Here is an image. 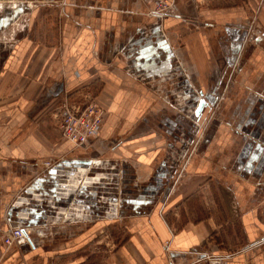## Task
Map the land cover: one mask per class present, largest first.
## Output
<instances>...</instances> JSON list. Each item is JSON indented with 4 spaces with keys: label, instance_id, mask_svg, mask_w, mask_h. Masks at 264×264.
Here are the masks:
<instances>
[{
    "label": "crops",
    "instance_id": "obj_1",
    "mask_svg": "<svg viewBox=\"0 0 264 264\" xmlns=\"http://www.w3.org/2000/svg\"><path fill=\"white\" fill-rule=\"evenodd\" d=\"M32 1L52 3L60 34L25 27L0 46V264H264V0L201 11L174 0L161 20L148 16V0H20L23 12L1 33ZM167 80L174 103L154 91ZM92 81L104 85L108 117L100 138L77 146L49 113ZM197 99L207 104L193 134ZM181 145L193 153L179 155ZM58 158V182L77 171L97 182L66 195L61 183L47 197L44 173ZM77 208L86 218L77 234L37 238ZM122 221L125 239L91 242ZM16 226L32 243L6 248Z\"/></svg>",
    "mask_w": 264,
    "mask_h": 264
},
{
    "label": "rangeland",
    "instance_id": "obj_2",
    "mask_svg": "<svg viewBox=\"0 0 264 264\" xmlns=\"http://www.w3.org/2000/svg\"><path fill=\"white\" fill-rule=\"evenodd\" d=\"M20 0H13L12 4L5 1V2H0V9H2V7H4L2 10V14L0 13V16L3 15V12L5 11L6 13H14L15 9H17L18 7H20L21 2H19ZM197 1V8L199 11L201 10H208L211 9V7L214 5V1L215 0H196ZM243 2L245 0H242ZM33 2V1H32ZM12 5H14V7H12ZM33 10L31 8V10H28L29 14L27 16H25L24 18L22 17L21 21H19L13 29L5 32V33H1L0 31V46L2 47V43H10L9 45H13L14 41L12 39L18 38L17 35H21V33L19 31H21L22 29H24L26 27V29L28 30V33L31 36L34 35H38V38L40 37V35L42 33H52L54 35V33L57 31V35L58 33L60 34V25L59 22L60 21H56V11L52 10L53 8H51L52 3L50 2H46L45 4H41V3H37V2H33L32 4ZM10 6L12 8H10ZM153 7V5H152ZM250 12H253V9H250ZM150 11L148 12V16ZM21 15V13H20ZM13 22V21H11ZM5 47V45H4ZM174 80H167L162 82L161 84H157L154 91L158 92L162 97L168 99L171 101V103H174V98L171 95L172 90L175 88L174 85ZM181 82V81H180ZM103 88L104 85L103 83L99 84L96 83L95 81L92 82H87L86 84L82 85L81 87L77 88V89H72L67 91L58 101V103L55 105V107H53L50 111V116H52L56 122L57 125V129L59 131V135L61 140L63 141H71L67 136L64 135V128H63V124L65 123V118H62L61 116L64 115L63 112L68 109L69 111H72L74 108H80L81 111L85 110L87 108H94L97 110H99V112L101 113V117H102V131H101V136L103 134V129H104V124L106 121V118L108 117V108L107 106H105V101L102 99V94H103ZM158 95V94H157ZM159 95V96H160ZM188 99V98H186ZM195 112V106L192 109V113H187V115H189V119H190V124L191 125V133L193 134H197V117L194 114ZM190 133V134H191ZM72 142V141H71ZM183 142L185 144L188 143V133L185 134V137L183 139ZM76 144V143H75ZM193 143H189L187 145H191ZM197 144V143H196ZM77 145V144H76ZM79 146V145H77ZM181 150L178 151L179 155L184 156L185 153H189V156L191 153L193 152H189L188 148L189 147H183L181 145ZM186 149V152H185ZM197 149V148H196ZM188 150V152H187ZM177 154V156H179ZM187 156V154L185 155ZM179 158V157H178ZM61 158L56 159L57 162H53V164H51L50 166H48L49 168L46 170V172L44 173V177H46L49 180H53L52 179V169L56 168L57 164L61 163L64 164V159L63 160H59ZM183 159V158H182ZM180 157V160H182ZM50 160H46L44 162L45 165L50 164ZM174 165H176V163H178L177 161H174ZM172 172V171H171ZM56 173V179L58 178V172L55 171ZM181 175V174H180ZM178 177V176H177ZM98 177H93V176H88L85 175L84 172L82 171H77L75 173V175L73 176V178L70 180V182L63 180L61 181L62 183V188L60 189L63 190L62 192H66V194L70 193H78V191H80L81 187H89L90 185H92L93 183L97 182ZM183 179V178H182ZM182 179L180 181H182ZM53 187V186H52ZM113 186L111 185H106L105 186V192L108 195L109 193H111L113 190ZM121 189V193L126 192V190H131L133 189L132 187L123 185L120 187ZM125 190V191H124ZM131 193V191H130ZM59 195L62 196V193ZM50 195L48 194L47 197H49ZM18 198L15 200L17 201ZM70 207L74 208V205H71ZM47 211H50V208L47 207ZM76 208V207H75ZM66 213V214H65ZM63 214V216L59 219L62 223H60V225L56 228H47L44 229L42 231H39L36 235L37 238L40 239H47V241H49L50 239H58V240H64L66 238L72 237L73 235L77 234L81 229H83L85 227V224L83 223V221H86V218L83 214H81V211L79 208L75 209H67L66 212ZM59 221V222H60ZM120 224L116 225V224H112L111 226L105 228V232L104 233H100L99 236H97L96 238H94L91 242H97L100 240H106L105 243H109V246H113L114 243V239L117 236L118 238L120 237V239H125V235L127 233L126 230V226L125 223L122 221L120 222ZM44 231V232H43ZM36 233V232H35ZM117 234V235H114ZM41 237H40V236ZM33 239L37 241V239L34 238ZM44 239V240H45ZM117 244V241H116ZM14 245H16L14 243ZM13 246V245H12Z\"/></svg>",
    "mask_w": 264,
    "mask_h": 264
},
{
    "label": "built area",
    "instance_id": "obj_3",
    "mask_svg": "<svg viewBox=\"0 0 264 264\" xmlns=\"http://www.w3.org/2000/svg\"><path fill=\"white\" fill-rule=\"evenodd\" d=\"M153 5L149 15L164 19L175 13L174 0H148ZM62 118L64 135L79 146L88 147L94 140L101 137L102 117L99 110L87 108L82 110L74 108L72 111L66 109ZM60 187V186H59ZM15 244L32 243V240L24 227H11L3 236V244L10 248ZM3 256L0 255V263Z\"/></svg>",
    "mask_w": 264,
    "mask_h": 264
},
{
    "label": "water",
    "instance_id": "obj_4",
    "mask_svg": "<svg viewBox=\"0 0 264 264\" xmlns=\"http://www.w3.org/2000/svg\"><path fill=\"white\" fill-rule=\"evenodd\" d=\"M22 6L20 5V7H18L17 9H15V11H14V13L12 14V15H14V16H9V15H7L6 16V18H2L1 19V21H0V29H2V27H3V25H9V23H11V21H13V19L14 20H16L18 17H19V15H20V13H22L23 12V10H22ZM13 17V18H12ZM159 37H162L161 36V34H159ZM158 37V38H159ZM202 93V92H201ZM207 104V101L206 100H204V99H201L200 100V103H199V106H198V108H196L195 109V116L196 117H201V115L203 114V110H204V108H205V105ZM51 175H52V182H53V187H52V189L47 193V195L48 194H52V195H54L55 197L57 196V192H58V188H59V186H60V182H58L57 181V179H56V173H55V171H52L51 172ZM47 181L45 180V179H41L40 181H37L36 182V187L35 188H38L39 189V187L41 188V186L42 185H44L43 183H46ZM49 182V181H48ZM39 186V187H38ZM42 204H40L39 206H41ZM39 206H37L38 208H39ZM24 211V210H23ZM37 211V210H36ZM38 212V211H37ZM44 212V211H43ZM43 214V213H42Z\"/></svg>",
    "mask_w": 264,
    "mask_h": 264
},
{
    "label": "flooded vegetation",
    "instance_id": "obj_5",
    "mask_svg": "<svg viewBox=\"0 0 264 264\" xmlns=\"http://www.w3.org/2000/svg\"><path fill=\"white\" fill-rule=\"evenodd\" d=\"M200 100H201V99H197V104L195 105V109L198 108L199 103H200ZM205 107H206V106H205ZM194 114H195V112H194Z\"/></svg>",
    "mask_w": 264,
    "mask_h": 264
},
{
    "label": "bare ground",
    "instance_id": "obj_6",
    "mask_svg": "<svg viewBox=\"0 0 264 264\" xmlns=\"http://www.w3.org/2000/svg\"><path fill=\"white\" fill-rule=\"evenodd\" d=\"M31 5V4H30ZM12 7H14V5H12Z\"/></svg>",
    "mask_w": 264,
    "mask_h": 264
}]
</instances>
